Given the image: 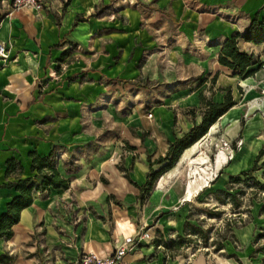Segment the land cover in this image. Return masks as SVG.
<instances>
[{
	"label": "crops",
	"instance_id": "1",
	"mask_svg": "<svg viewBox=\"0 0 264 264\" xmlns=\"http://www.w3.org/2000/svg\"><path fill=\"white\" fill-rule=\"evenodd\" d=\"M10 1L0 0L6 53L0 56V217L19 195L10 184L30 179L34 189L12 236L0 238V256L13 264H74L82 253L109 255L142 224L133 219L150 164L158 168L153 163L169 143L199 122L194 116L176 134L173 108L132 101L138 92L131 88L146 66L142 53L164 28L159 21L182 36L207 25L220 39L218 53L225 37L242 32L264 9V0H148L145 13L142 0H50L40 12L11 10ZM112 2L111 26L100 7ZM76 16L82 20L74 25ZM238 47L258 56L264 42L239 39ZM199 93L189 96L194 105ZM108 112L119 132L104 139ZM32 155H52L68 187L37 188ZM128 256L122 264H142Z\"/></svg>",
	"mask_w": 264,
	"mask_h": 264
},
{
	"label": "rangeland",
	"instance_id": "2",
	"mask_svg": "<svg viewBox=\"0 0 264 264\" xmlns=\"http://www.w3.org/2000/svg\"><path fill=\"white\" fill-rule=\"evenodd\" d=\"M140 3L142 12H147L148 0ZM113 12L114 2L100 7L102 20L111 26L117 18ZM159 22L164 28L154 34L155 43L147 45L150 48L142 53L141 63L145 61L146 66L141 68L140 76L133 83L131 89L138 95L133 96L132 101L137 98L141 107L153 103L173 108L176 134H182L194 116L200 120L201 103L194 105L189 99L191 94L202 92L205 99L222 101L224 91L221 88L230 86L235 104L216 120L211 132L208 128L210 135L206 138L204 135L200 151L182 161L179 159L145 195L133 219V223H142L130 236L135 241V249L126 256L142 264H261L262 254L253 252L264 247V238L255 239L264 227V210H261L264 193L255 188L253 180L233 185L232 193L243 191L239 195L242 202L239 209H233L230 203L219 204L212 193L225 189L230 175L248 171L264 144V47L258 52L262 67L245 80L233 76L218 63L216 45L220 39L210 35L207 25L182 36L173 26L166 25L163 20ZM129 100H124L123 106ZM112 122V113H105L100 127L104 139L119 132V127ZM200 154L208 158V165L202 172L195 171L189 164L190 159ZM219 157L222 163L218 167ZM167 173L171 177L161 184ZM255 178L262 181L260 172ZM157 186L162 188L157 191ZM154 187L155 192H152ZM205 209H213L220 215L208 217ZM187 219L207 233L205 243L199 236H191L192 244L176 251L146 250L153 246L159 234L164 240L183 235ZM222 240L224 249L214 251L215 243ZM0 264H13L12 258L4 255Z\"/></svg>",
	"mask_w": 264,
	"mask_h": 264
},
{
	"label": "trees",
	"instance_id": "3",
	"mask_svg": "<svg viewBox=\"0 0 264 264\" xmlns=\"http://www.w3.org/2000/svg\"><path fill=\"white\" fill-rule=\"evenodd\" d=\"M82 18L76 16L74 25ZM253 42L260 44L264 42V9L257 11L250 19L249 23L242 32H234L225 37L221 43L217 53V61L220 65L226 67L232 72L233 76H241L243 79L251 77L262 67V61L259 56L251 52L241 50L238 47V40ZM246 80V79H245ZM224 91L222 101H213L212 99H205L202 92L199 93V100L201 103L200 120L193 125L181 137H175L168 147V151L164 158H159L153 163L158 168H153L150 164L149 172L146 176V182L140 187L139 200L142 201L147 193L153 188L155 182L168 170H170L175 163L180 159L185 150L195 145L203 139L204 135L208 134V128L215 124L216 120L222 116L228 109H231L235 104L232 96L231 87L226 86L221 88ZM32 169L37 170L41 182L37 188H47L52 186L55 189L68 187V182L60 179L56 170L54 169V162L52 155L40 158L37 155H32ZM263 159L261 164L259 162ZM260 172L262 181H258L255 175ZM157 180V181H156ZM247 180H253L254 186L258 191L264 193V144L259 149L252 167L248 171H243L238 175H230L228 184L225 189H217L213 191V198L221 205L231 204L233 209H239L242 206L239 195L242 190L232 193L233 185L237 183H247ZM30 179L18 180L9 185L14 188L19 195L15 197L6 207V211L0 217V238L9 239L12 236L11 227L18 222L19 213L21 210L27 208L32 203L31 192L34 185L29 184ZM264 210V206L261 207ZM205 214L208 217H219V213L213 209H205ZM197 238L198 236L205 243L208 235L199 226L186 220L183 226V235H177L176 239L164 240L162 235H158L152 242L155 248H162L167 253L179 250L187 245L192 244L190 237ZM264 238V227L260 229V233L255 239ZM223 240L215 243L214 251L218 252L224 249ZM254 254L261 253V264H264V247L255 249ZM173 256V255H172ZM171 256V258H172ZM4 256H0V263ZM165 260V259H164Z\"/></svg>",
	"mask_w": 264,
	"mask_h": 264
},
{
	"label": "built area",
	"instance_id": "4",
	"mask_svg": "<svg viewBox=\"0 0 264 264\" xmlns=\"http://www.w3.org/2000/svg\"><path fill=\"white\" fill-rule=\"evenodd\" d=\"M50 0H11V10L29 9L40 12L47 7ZM5 47L0 44V56H5ZM151 116L150 113L147 114ZM148 237V235H145ZM135 249V241L130 236L125 237L118 248L106 256H99L95 253H82L74 264H121L126 255Z\"/></svg>",
	"mask_w": 264,
	"mask_h": 264
},
{
	"label": "bare ground",
	"instance_id": "5",
	"mask_svg": "<svg viewBox=\"0 0 264 264\" xmlns=\"http://www.w3.org/2000/svg\"><path fill=\"white\" fill-rule=\"evenodd\" d=\"M215 126L212 125L210 127V132L212 131V129ZM214 131V130H213ZM210 132L204 137L206 138L208 135H210ZM203 138V140H204ZM202 140H200L199 142H197L195 145H193L192 147L188 148L187 150H185V152L183 153V155L180 157L179 161L184 160L185 158H188L189 155H194L196 153H198L199 150V146L201 145ZM203 154V153H202ZM200 154L199 156H197L195 159H190L189 160V164L191 165V167L196 171H200L202 172L206 167V165H208V158L205 155ZM222 163L221 157L218 158V167L220 166V164ZM170 173V172H169ZM169 177H171V174H166L162 179H161V184L168 179ZM160 186V185H159Z\"/></svg>",
	"mask_w": 264,
	"mask_h": 264
}]
</instances>
